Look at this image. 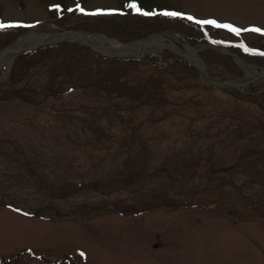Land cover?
I'll return each instance as SVG.
<instances>
[{
	"label": "rangeland",
	"instance_id": "374dc122",
	"mask_svg": "<svg viewBox=\"0 0 264 264\" xmlns=\"http://www.w3.org/2000/svg\"><path fill=\"white\" fill-rule=\"evenodd\" d=\"M75 3L130 8L129 0H0V21L38 23L11 44L38 43L27 42L32 32L51 35L65 21L50 17L51 6L71 12ZM137 4L215 20L202 26L212 40L264 52V0ZM165 33L144 38L170 37L190 56L203 47ZM249 64L250 76L209 68L264 81V67ZM149 71L108 66L49 80L40 64L0 99V264H264V111L208 83L146 82ZM247 83L239 89L249 92Z\"/></svg>",
	"mask_w": 264,
	"mask_h": 264
},
{
	"label": "trees",
	"instance_id": "16d2710c",
	"mask_svg": "<svg viewBox=\"0 0 264 264\" xmlns=\"http://www.w3.org/2000/svg\"><path fill=\"white\" fill-rule=\"evenodd\" d=\"M146 10L143 13L128 9L108 14H87L79 13L75 8L69 10L71 12L63 9L58 13L52 8L50 17L57 21L65 20L58 22L57 26L85 32H99L122 42L140 39L154 32H175L180 34L190 45L212 43L219 47H226L247 63L264 67L263 50L254 49L235 41L212 40L203 29V25L193 20L181 15H168L160 10ZM75 15L77 16L75 17ZM28 29L23 26L0 27V49L11 44ZM198 56L212 75L215 73L210 70L211 65H222L224 70L233 76L242 75L241 69L228 54L212 48H203L198 51ZM40 64L45 65L49 80H53L63 73L71 74L77 70H95L108 66L134 67L142 64L150 69L141 77L146 82L153 83L157 78L171 77L177 83L203 85L199 78L198 68L166 49L158 53L148 52L141 57H110L94 51L87 45L64 40L19 52L10 65L8 79L4 82L0 81V99L16 93L18 88L15 84L21 81L30 69ZM263 83H249L251 89L248 93L235 89H225L224 91L235 98L251 102L264 111V89L259 93L251 91L255 87L262 86Z\"/></svg>",
	"mask_w": 264,
	"mask_h": 264
},
{
	"label": "bare ground",
	"instance_id": "6f19581e",
	"mask_svg": "<svg viewBox=\"0 0 264 264\" xmlns=\"http://www.w3.org/2000/svg\"><path fill=\"white\" fill-rule=\"evenodd\" d=\"M51 36L52 35L43 34V33L34 35V33L32 32V39L27 40V42H32V41H34V39H36V41L37 40L42 41V40H45L47 38H50ZM161 36L153 35L150 39H147V40L135 43V44H120L116 40L104 37L101 34L82 35L81 38H82V40H86L93 45H96L99 47H106V48L114 50V51H118V52L129 51V52L138 53L142 50L148 49L152 45L153 46L157 45L158 43H162L163 45L168 44L170 39L163 38L161 40V38H162ZM60 37L61 38H67V39H78L77 35H75L73 33H64ZM193 53H194L193 50L188 51L189 56L192 55ZM8 54H9L8 50L0 53V64L9 62L10 57ZM244 69H245L247 76H250L254 73L253 68H251L249 66L245 65Z\"/></svg>",
	"mask_w": 264,
	"mask_h": 264
},
{
	"label": "water",
	"instance_id": "95a60500",
	"mask_svg": "<svg viewBox=\"0 0 264 264\" xmlns=\"http://www.w3.org/2000/svg\"><path fill=\"white\" fill-rule=\"evenodd\" d=\"M65 32H71L75 35H79L80 32L78 31H73V30H60V31H57L55 33L52 34V36L42 42H39V43H33V44H27V45H23V46H20V47H16L14 48L12 45H10L9 47H7L6 49L4 50H7V49H10V54H16L18 52H20L21 50L23 49H26V48H34V47H37L38 45H41V44H46V43H50L52 41H55L59 38V36ZM82 43L84 44H87L89 45L90 47L94 48L95 50H97L98 52H103V53H109V54H113L115 56H124V57H127V56H141L143 53H140V54H136V53H131L129 51H123V52H118V51H114V50H111V49H108V48H102V47H96L84 40H81ZM137 40L135 41H132L130 42L131 44L132 43H136ZM205 46V45H204ZM173 52H175L176 54L180 55V56H186V53H183L181 51H178L177 49H174V48H170ZM195 59L198 60V62L200 63V76H204L205 77V81L207 83H210V84H213V85H217L219 87H237L238 85H241L242 83L246 82V81H250V79L248 78H244V79H241V81H230V80H222V81H219L217 79H215L214 77L210 76L209 73H207L206 71V68L204 66V63L201 61V59L199 57H194ZM261 77L264 78V71L260 73Z\"/></svg>",
	"mask_w": 264,
	"mask_h": 264
},
{
	"label": "snow or ice",
	"instance_id": "6c2138e0",
	"mask_svg": "<svg viewBox=\"0 0 264 264\" xmlns=\"http://www.w3.org/2000/svg\"><path fill=\"white\" fill-rule=\"evenodd\" d=\"M128 6L136 11V12H141L143 13L145 10L141 7L138 6L137 4V0H129V4ZM54 7H57L59 8V5H54ZM75 7L80 10V11H85V9H83L79 4L75 5ZM96 12H101V11H114L113 9H96L95 10ZM165 14H168V15H183L182 13H175V12H166ZM17 23H21L19 21H11V22H8L7 24L5 22H2L0 21V27H6V26H12L14 24H17ZM203 23V21H202ZM207 23H216L215 20H210V21H207ZM225 27H232L231 25H224ZM257 31H264V29H257Z\"/></svg>",
	"mask_w": 264,
	"mask_h": 264
}]
</instances>
